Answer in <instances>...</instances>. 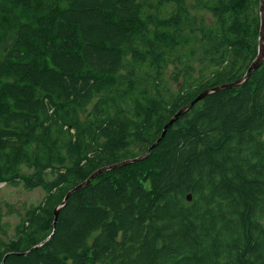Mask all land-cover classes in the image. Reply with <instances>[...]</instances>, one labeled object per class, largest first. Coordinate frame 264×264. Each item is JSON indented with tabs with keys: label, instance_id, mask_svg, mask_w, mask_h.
<instances>
[{
	"label": "trees",
	"instance_id": "trees-1",
	"mask_svg": "<svg viewBox=\"0 0 264 264\" xmlns=\"http://www.w3.org/2000/svg\"><path fill=\"white\" fill-rule=\"evenodd\" d=\"M260 3L0 0V185L45 193L0 264H264V61L54 227L246 75Z\"/></svg>",
	"mask_w": 264,
	"mask_h": 264
},
{
	"label": "water",
	"instance_id": "water-1",
	"mask_svg": "<svg viewBox=\"0 0 264 264\" xmlns=\"http://www.w3.org/2000/svg\"><path fill=\"white\" fill-rule=\"evenodd\" d=\"M260 13H261V19H262V29H261V34H260V36H261L260 37V52H259V55L256 58V60L252 63V65L248 69L246 75L243 78H241L238 81H236V82L228 83V84H224V85H220V86H218V87H216L214 89L206 90V91L202 92L193 102H191L187 106L181 108L176 113V115L171 119V121L166 125V127H165V129H164V131L162 133V136L149 148L148 152L144 156H141V157H138V158H134L133 160L123 161V162L119 163L118 165H111V166H108V167H104V168L100 169L99 171L95 172L93 175H91V177H89L90 179L89 180L87 179L88 181L86 180L82 184L78 185L77 187H75L74 189H72L71 191H69L67 193V195H66L63 203L61 205H59L55 209L54 227H56V225H57V221H58V217H59L60 210L66 204V202L68 201V199L70 198V196L72 194H74L76 191H78L80 189H83L85 186H87L89 184L88 182L91 179H93L95 176L100 175L102 173H105V172L111 171L113 169L120 168V167L129 165L131 163H136V162H139V161H142V160L146 159L151 154V152L153 151V149L159 144V142L162 141L163 137L166 135L167 129L169 127H171L174 124V122L177 119H179L180 116H182L186 111H188L189 109H191L196 103H198L204 97H206L207 95H209L211 93H214L216 91L223 90V89H231V88L239 87V86H241L242 84H244L248 80V78L250 77L251 73L254 70L258 69L261 66V64L263 63V61H264V0H261V3H260ZM187 200L189 202H191L193 200V197H192L191 194L188 195Z\"/></svg>",
	"mask_w": 264,
	"mask_h": 264
},
{
	"label": "rangeland",
	"instance_id": "rangeland-1",
	"mask_svg": "<svg viewBox=\"0 0 264 264\" xmlns=\"http://www.w3.org/2000/svg\"><path fill=\"white\" fill-rule=\"evenodd\" d=\"M44 195L45 193L41 189H37L35 191H26L22 187L15 188L2 184L0 185V207L5 212L7 211L6 203H9L14 205L18 211H24L27 206L41 202L44 198ZM5 221L12 223L6 227V229H9L10 236H12L13 228L19 221V218L14 215L7 217Z\"/></svg>",
	"mask_w": 264,
	"mask_h": 264
}]
</instances>
